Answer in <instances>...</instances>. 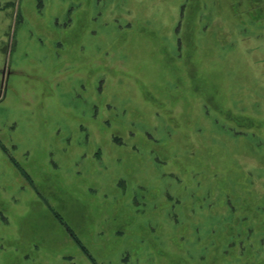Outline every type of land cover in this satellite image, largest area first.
<instances>
[{
    "label": "rangeland",
    "instance_id": "obj_1",
    "mask_svg": "<svg viewBox=\"0 0 264 264\" xmlns=\"http://www.w3.org/2000/svg\"><path fill=\"white\" fill-rule=\"evenodd\" d=\"M0 264H264V0H0Z\"/></svg>",
    "mask_w": 264,
    "mask_h": 264
}]
</instances>
